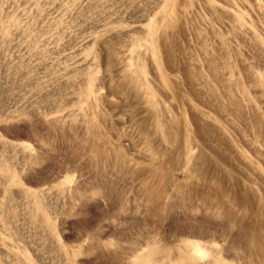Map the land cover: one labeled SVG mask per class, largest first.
Segmentation results:
<instances>
[{
    "label": "rangeland",
    "instance_id": "obj_1",
    "mask_svg": "<svg viewBox=\"0 0 264 264\" xmlns=\"http://www.w3.org/2000/svg\"><path fill=\"white\" fill-rule=\"evenodd\" d=\"M0 264H264V0H0Z\"/></svg>",
    "mask_w": 264,
    "mask_h": 264
}]
</instances>
